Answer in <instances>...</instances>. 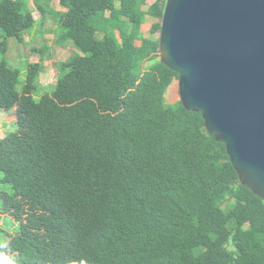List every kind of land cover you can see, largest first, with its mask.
Masks as SVG:
<instances>
[{"label": "trees", "instance_id": "obj_1", "mask_svg": "<svg viewBox=\"0 0 264 264\" xmlns=\"http://www.w3.org/2000/svg\"><path fill=\"white\" fill-rule=\"evenodd\" d=\"M29 1L0 0V113L15 124L0 138V257L264 264L263 202L200 114L165 103L178 76L160 61V23L147 38L141 26L167 0ZM34 31L73 50L41 95L48 47L31 50L22 82L6 61L7 40Z\"/></svg>", "mask_w": 264, "mask_h": 264}, {"label": "water", "instance_id": "obj_2", "mask_svg": "<svg viewBox=\"0 0 264 264\" xmlns=\"http://www.w3.org/2000/svg\"><path fill=\"white\" fill-rule=\"evenodd\" d=\"M159 56L182 107L200 114L264 204V0H167Z\"/></svg>", "mask_w": 264, "mask_h": 264}, {"label": "rangeland", "instance_id": "obj_3", "mask_svg": "<svg viewBox=\"0 0 264 264\" xmlns=\"http://www.w3.org/2000/svg\"><path fill=\"white\" fill-rule=\"evenodd\" d=\"M154 0H148V4L152 3ZM148 4L142 6V10L145 11L147 9ZM27 7L29 10L33 9L31 2L28 0ZM58 9V8H56ZM160 21H156L148 16L145 17V22L141 26V33L144 37H149V32L152 24ZM49 23V22H48ZM47 28L50 27V23L47 24ZM160 37V33L154 34V38ZM9 51L7 54V64L12 68H17L21 70L20 81L22 82L24 79V68L26 63H33L37 60L38 54L32 53V49H39L42 46H46L49 48L50 60L44 63V70L40 75V85L45 90L41 92V94L45 92H49L51 88L48 90L50 86H52L56 79V71L54 69V64L58 62H63L68 59V57L73 53L72 48L66 49H57L54 46V37L53 35H45L40 38L38 36V31H34L32 35L24 36V43L17 44L13 39H8ZM39 92H37L38 94ZM37 97V96H36ZM180 101L179 97V84L178 80H173V83L168 88L165 103L168 105H173ZM15 131L14 124V116L10 112L0 113V138H3L6 134L13 133ZM5 240H8L9 236L5 234ZM231 249V248H230ZM4 258V257H0Z\"/></svg>", "mask_w": 264, "mask_h": 264}, {"label": "clouds", "instance_id": "obj_4", "mask_svg": "<svg viewBox=\"0 0 264 264\" xmlns=\"http://www.w3.org/2000/svg\"><path fill=\"white\" fill-rule=\"evenodd\" d=\"M0 264H11V262L6 258H0Z\"/></svg>", "mask_w": 264, "mask_h": 264}]
</instances>
